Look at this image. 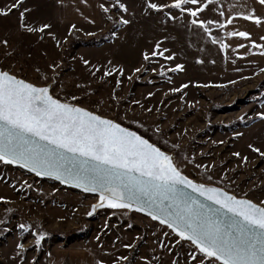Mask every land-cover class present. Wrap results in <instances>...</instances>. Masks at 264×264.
Listing matches in <instances>:
<instances>
[{"label":"rangeland","instance_id":"rangeland-1","mask_svg":"<svg viewBox=\"0 0 264 264\" xmlns=\"http://www.w3.org/2000/svg\"><path fill=\"white\" fill-rule=\"evenodd\" d=\"M70 2L76 9L82 4L86 14L67 16L63 21L57 8ZM102 2L114 0H25L24 7L32 9L27 14L28 20L37 26L50 23L59 46L47 33L40 39V33L21 32L18 11L0 16V41L8 40L7 46L0 43V71H8L37 86L51 84V94L62 101L85 107L137 131L173 156L181 171L197 183L221 187L257 204L264 201V157L248 147L252 144L264 151V118L258 115L264 113V71H261L264 55L252 44V41L264 44L260 39L264 26L253 24L251 37L246 40L228 35L231 28L224 23L231 15V32L246 31V20L236 15L246 12V0H213L198 14L199 19L224 24V27L211 26L217 43L190 23L192 17L181 16L176 9H171L176 17L173 21L166 16L168 9L146 14L145 0H122L128 7L127 13L119 10L104 13L99 7ZM8 3L10 0H0V7ZM121 15L131 23L120 26ZM257 15L264 16V7ZM73 24L75 29H71ZM113 31L115 37L111 35ZM138 36L141 40H137ZM157 40L162 41L161 50L168 49L165 56L174 55V59L157 56L143 60L142 53L151 51ZM221 43L230 47L222 49ZM240 44L244 47H238ZM83 60L90 64L85 65ZM109 60L112 65L124 68L122 76L113 73L101 80L102 71L91 75L92 65L101 69L110 67ZM53 62L59 65L54 81L48 67ZM176 64L183 65V71H171ZM142 65L148 70L133 72ZM73 96L77 99L72 100ZM157 128L159 132L155 131ZM197 164L204 167L198 168ZM0 196L6 198L0 201V264L9 250H17L24 259L29 254L40 257L55 245L110 240L107 232L111 231L137 237L132 245L134 251L140 248L154 251L157 264H172L174 256L179 264H192L188 262L192 246L146 213L114 209L107 204L92 212V205L99 201L98 194L40 177L3 161H0ZM21 223L30 227L21 230ZM164 233L169 234L165 237ZM41 234L43 238L37 244ZM159 241L164 242V248ZM17 243L24 244L22 252L16 248ZM135 257L133 252L123 264H133Z\"/></svg>","mask_w":264,"mask_h":264},{"label":"snow or ice","instance_id":"snow-or-ice-1","mask_svg":"<svg viewBox=\"0 0 264 264\" xmlns=\"http://www.w3.org/2000/svg\"><path fill=\"white\" fill-rule=\"evenodd\" d=\"M212 2L171 0L170 3H161L159 0H145L144 8L146 14L168 9L166 16L173 21L176 17L171 9L178 10L181 16L187 14L192 17V25L203 29L212 42L217 43V38L212 36L211 26L224 27V24L219 20L197 18ZM24 4L25 0H10V3L0 7V16L18 11L21 32L40 33V39L47 33L59 46L60 41L50 31L52 25L40 23L37 26L30 22L27 14L32 9L24 7ZM259 4L264 6V0H259ZM99 7L104 13L110 10L128 12L122 0L102 2ZM220 14L223 15V12ZM236 15L264 26V16L256 15L254 10ZM109 19L112 17L109 16ZM232 22L230 15L224 23ZM118 23L126 26L131 21L121 15ZM75 28V24L71 25V29ZM111 35L115 37L116 33L113 31ZM228 35L246 40L251 37L248 31H233ZM260 39L264 41V36ZM0 43L7 46L8 40ZM252 44L260 48V54L264 55V44L254 41ZM161 45L162 41L157 40L151 51L142 53L143 60L150 61L157 56L165 60L174 59V55L165 56L168 49L161 50ZM220 47L226 50L230 45L221 43ZM83 63L90 64L88 60H83ZM108 65L110 67L103 69L92 65L89 71L93 76L102 71L101 80L111 77L113 73L119 76L124 74V68L112 65L111 60ZM48 67L53 72L51 79L54 81L59 65L53 62ZM142 69L148 70L142 65L134 68L133 72L139 73ZM35 70L40 72L39 68ZM152 70L155 71L154 68ZM171 71H183V65L176 64ZM128 78L132 79L131 76ZM44 79L48 80L49 77L45 75ZM116 83L119 85L120 80L117 79ZM184 87L187 85H181V88ZM50 88L51 84L37 86L8 71H0V161L22 164L38 176H55L63 183L98 193L99 201L92 205V212L104 204L114 209L136 208L145 212L192 246L193 251L188 256V262L192 264H264V201L257 204L250 199L238 198L221 187L195 182L181 171L173 156L137 131L85 107L62 101L51 94ZM179 90L172 89L173 92ZM112 96L116 98L115 90ZM76 99L72 97V100ZM258 115L264 118V113ZM155 131L159 132L160 129ZM248 147L264 157L260 147L252 144ZM242 159L246 161L247 157ZM196 167L204 166L197 164ZM208 179L211 180V177ZM5 200L0 196V201ZM6 212H11V209H6ZM92 212L88 215H92ZM27 227L30 225H19L21 230ZM168 234L164 233V236ZM42 238L43 234L38 236L36 243L39 244ZM158 243L161 248L165 247L163 241ZM16 248L22 252L24 244L17 243ZM127 259L118 257L113 264L126 262ZM98 264L104 262L99 261ZM172 264H179V260H174Z\"/></svg>","mask_w":264,"mask_h":264},{"label":"crops","instance_id":"crops-1","mask_svg":"<svg viewBox=\"0 0 264 264\" xmlns=\"http://www.w3.org/2000/svg\"><path fill=\"white\" fill-rule=\"evenodd\" d=\"M261 7L264 6L259 4V0H246V12L254 10L257 15ZM57 14L60 15L63 20L64 18L66 19L67 16L85 15L86 8L84 7L83 9L82 4H80L77 9L74 7L73 3L62 4L60 9L59 7L57 8ZM253 24L255 23L246 20V31L250 33L253 32L251 29ZM226 27L232 29V23L226 24ZM231 29L229 33H231ZM139 39L141 40L138 36L137 40ZM107 234H109L112 239L107 240L108 238H104L99 242L82 240L68 246L55 245L40 257L35 254H29L27 258L24 259L17 250H9L4 255L3 264H98L99 261H103L104 264H113L114 261H117L118 257L128 258L133 253L134 249L132 245L137 241V237H133L124 231H119L117 233L118 235L112 231L107 232ZM124 245H130L131 247L126 248ZM135 256L133 264H157L154 259V251L148 248H140ZM174 257L172 259L173 261L175 260ZM124 262L125 261H118L117 264H123Z\"/></svg>","mask_w":264,"mask_h":264},{"label":"water","instance_id":"water-1","mask_svg":"<svg viewBox=\"0 0 264 264\" xmlns=\"http://www.w3.org/2000/svg\"><path fill=\"white\" fill-rule=\"evenodd\" d=\"M4 162H6V163H8V164L15 165V166H18V167H21V168H23V169H25V170H28V171H30V172L36 174V173L33 172L30 168H25L22 164L10 163V162H8V161H4ZM36 175H37V174H36ZM40 177L51 178V179H54V180H56V181H58V182H60V183H62V184H64V185H67V186H70V187H74V188H77V189H80V190H83V191H84L83 188H81V187H77L75 184H66V183H63L61 180L57 179L55 176H40ZM91 193H93V192H91ZM96 194H98V193H96ZM98 195H99V194H98ZM133 209L137 210L136 208H133ZM144 213H145V212H144Z\"/></svg>","mask_w":264,"mask_h":264},{"label":"trees","instance_id":"trees-1","mask_svg":"<svg viewBox=\"0 0 264 264\" xmlns=\"http://www.w3.org/2000/svg\"><path fill=\"white\" fill-rule=\"evenodd\" d=\"M133 252H134V254H136L137 251H133Z\"/></svg>","mask_w":264,"mask_h":264},{"label":"bare ground","instance_id":"bare-ground-1","mask_svg":"<svg viewBox=\"0 0 264 264\" xmlns=\"http://www.w3.org/2000/svg\"><path fill=\"white\" fill-rule=\"evenodd\" d=\"M4 162V161H3ZM6 163V162H5ZM133 209V208H132Z\"/></svg>","mask_w":264,"mask_h":264}]
</instances>
